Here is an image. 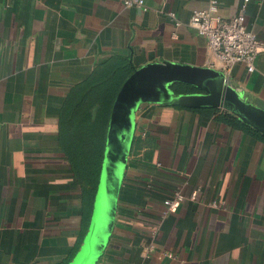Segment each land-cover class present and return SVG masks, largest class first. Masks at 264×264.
Segmentation results:
<instances>
[{"label":"crops","instance_id":"1","mask_svg":"<svg viewBox=\"0 0 264 264\" xmlns=\"http://www.w3.org/2000/svg\"><path fill=\"white\" fill-rule=\"evenodd\" d=\"M144 1L0 0V264H61L74 247L83 200L60 116L71 91L106 64L210 68L264 110V54L253 72L237 63L225 75L189 25L209 0ZM218 13L243 14L264 40V0H218ZM197 108L137 109L135 150L96 264H264V142L227 121L246 124L236 115ZM176 191L184 201L164 216Z\"/></svg>","mask_w":264,"mask_h":264},{"label":"water","instance_id":"2","mask_svg":"<svg viewBox=\"0 0 264 264\" xmlns=\"http://www.w3.org/2000/svg\"><path fill=\"white\" fill-rule=\"evenodd\" d=\"M175 82L191 84L199 91L175 93L171 88ZM145 102L190 108L214 106L264 134V110L245 102L222 73L210 68L161 63L133 70L114 99L88 230L68 264H96L107 244L133 137L134 115Z\"/></svg>","mask_w":264,"mask_h":264},{"label":"trees","instance_id":"3","mask_svg":"<svg viewBox=\"0 0 264 264\" xmlns=\"http://www.w3.org/2000/svg\"><path fill=\"white\" fill-rule=\"evenodd\" d=\"M133 72L124 60L106 64L95 71L80 87L71 91L60 116V142L71 165L73 176L82 191L81 230L67 259L68 264L79 250L87 233L93 209L94 197L101 170L106 132L114 99L126 78ZM175 93H192L199 89L191 84L175 82ZM215 114L220 109L211 106L197 108ZM230 123L242 126L250 134L264 142V134L243 124L238 118L227 115ZM137 138L132 137L128 154L132 153Z\"/></svg>","mask_w":264,"mask_h":264},{"label":"built area","instance_id":"4","mask_svg":"<svg viewBox=\"0 0 264 264\" xmlns=\"http://www.w3.org/2000/svg\"><path fill=\"white\" fill-rule=\"evenodd\" d=\"M121 3L125 7L145 9L144 0H121ZM171 16L174 17V14ZM189 25L206 38L208 50L215 60L212 66L220 68L225 75L237 63L244 64L247 72H253L256 58L264 54V40L247 29L244 15L240 13L231 18H223L218 13V0H209L207 8L194 10ZM183 201L184 196L179 191L166 198L164 216L175 212ZM212 205L216 206L217 203L213 202ZM144 251L148 256L153 251V245H147Z\"/></svg>","mask_w":264,"mask_h":264}]
</instances>
